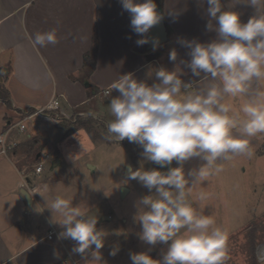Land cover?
I'll return each mask as SVG.
<instances>
[{
  "label": "crops",
  "instance_id": "1",
  "mask_svg": "<svg viewBox=\"0 0 264 264\" xmlns=\"http://www.w3.org/2000/svg\"><path fill=\"white\" fill-rule=\"evenodd\" d=\"M230 2L222 0L224 5ZM206 8V3L198 6L197 0H165L162 13L168 40L153 51L147 44L137 46L136 41L144 37L132 30L131 17L120 0H0V86L10 94V105L0 100L4 108L0 135L9 132V141L19 143L9 155H0V264H85L80 255L72 253L73 241L59 239L63 229L52 222V213L39 193L49 204L56 196L71 198L73 206L80 205L98 217L97 228L106 235L101 250L104 264H132L130 254L159 250L158 245L150 250L139 237L137 243L132 241V232L138 236L141 229H129L127 235L126 222L122 224L124 231L117 233L116 227L121 225L116 218L107 220L100 214V188L93 186L90 177L95 167L92 170L88 161H67L63 155L60 145L74 134L63 125L64 120L50 114L35 116L26 122L24 131L17 124L53 98L61 100L68 116L82 109L95 119L113 121L109 103L119 93L106 96L105 92L121 75L129 73L151 86L158 81L154 76L148 78L149 71L162 67L182 71L181 79L186 83L198 82L180 63L190 57L189 50L178 41L209 43L216 38L215 32L206 30ZM233 10L241 13L242 23L254 15V9L244 3ZM170 11L178 13L175 20ZM53 29L57 30V44L33 46L37 33ZM95 38L98 53L91 71L85 66V57ZM173 49L178 54L175 63L169 61ZM241 100L231 102L238 106ZM29 122L34 125L31 131ZM259 144V137L251 141L252 148ZM55 161L60 162L57 167H53ZM42 162L44 171L38 175L36 167ZM50 232L55 233L53 240L48 239ZM115 247L120 250L113 257L110 252ZM154 259L158 260V254Z\"/></svg>",
  "mask_w": 264,
  "mask_h": 264
},
{
  "label": "clouds",
  "instance_id": "2",
  "mask_svg": "<svg viewBox=\"0 0 264 264\" xmlns=\"http://www.w3.org/2000/svg\"><path fill=\"white\" fill-rule=\"evenodd\" d=\"M120 3L131 17L134 33L144 37L136 41L137 46L151 42L156 51L159 41L150 40L148 33L164 16L154 0ZM201 3L207 4L206 30L215 32L216 38L209 43L178 41L190 57L180 63L198 82L186 83L182 71L161 67L149 71L148 78L154 76L158 81L151 86L129 73L105 92L106 96L119 93L109 103L114 119L107 124V138L137 144L144 160L168 168L167 172L156 168L129 171V180L154 193L136 203L139 239L150 250L158 244L167 246L159 260L150 252L130 254L132 264H228V229L204 214L205 193L197 191L190 197L201 184L225 171L224 162L238 156L251 159V141L264 135V0H231L227 5L222 0H197L198 6ZM240 3L254 9L247 23L233 10ZM169 16L175 20L178 13L170 11ZM58 42L55 29L37 33L32 41L34 47ZM177 59L173 49L169 61ZM236 100H241L238 106L231 102ZM193 159L201 164L186 173L185 165ZM173 162L178 167H170ZM39 194L52 213V222L63 229L59 239L73 241L72 253L80 255L85 264H104L101 250L106 235L97 228L98 217L80 205L73 206L71 198L56 196L49 204ZM119 250L113 248L110 255L115 257ZM256 259L257 264H264V248L258 249Z\"/></svg>",
  "mask_w": 264,
  "mask_h": 264
},
{
  "label": "rangeland",
  "instance_id": "3",
  "mask_svg": "<svg viewBox=\"0 0 264 264\" xmlns=\"http://www.w3.org/2000/svg\"><path fill=\"white\" fill-rule=\"evenodd\" d=\"M3 109L0 105V115ZM80 121H90L91 135L85 129L79 130ZM110 122L101 117L95 119L90 112L81 109L62 122L74 134L67 136L60 147L67 161H88L95 167V174L90 177L93 178V186L100 188V214L116 218L115 222L121 225L116 227L117 233L124 231L122 224L127 222L128 235L129 229H141L134 221L137 201L154 193H149L138 181L129 180L127 167L137 171L141 168L158 170V166L144 160L141 155L143 149L139 145L127 140L119 143L109 140L107 124ZM28 125L31 131L33 122ZM64 137L66 134L62 135V140ZM258 137L260 144L252 148L254 156L251 159L238 156L224 162L225 171L201 184L190 197L193 199L197 191L205 193L204 214L211 215L217 226L228 229L231 249L228 264H257L258 249L264 248V135ZM200 164L199 159H193L185 165V172ZM174 167L178 165L175 163ZM125 187L129 192L123 198L122 189ZM193 206L197 205L194 203ZM136 237V231L132 232V241L137 243ZM158 248L150 252L153 259L157 254L158 260L162 259V253L167 250V246L162 244H158Z\"/></svg>",
  "mask_w": 264,
  "mask_h": 264
},
{
  "label": "built area",
  "instance_id": "4",
  "mask_svg": "<svg viewBox=\"0 0 264 264\" xmlns=\"http://www.w3.org/2000/svg\"><path fill=\"white\" fill-rule=\"evenodd\" d=\"M46 114L53 115L58 120H67L71 118V116H68L62 110L61 100L59 98H53L44 108L36 110L35 112H31V113L28 112L25 115V118L20 123L17 124V127H19L21 131H24L27 128L26 122H28L31 118L35 116L46 115ZM8 134L9 132H6L0 135V155H3V156L9 155L19 146V143L9 141ZM48 159H50L49 156L46 158V160ZM43 171H44V166L42 162L41 164H39V166L36 167V174L40 175L43 173ZM54 236H55V233L50 232L48 239L53 240ZM66 264H77V263L67 262Z\"/></svg>",
  "mask_w": 264,
  "mask_h": 264
},
{
  "label": "water",
  "instance_id": "5",
  "mask_svg": "<svg viewBox=\"0 0 264 264\" xmlns=\"http://www.w3.org/2000/svg\"><path fill=\"white\" fill-rule=\"evenodd\" d=\"M158 12L163 15L162 11L159 8H158ZM148 37L150 38V40L158 39L159 47L167 42L168 33H167V29H166V26H165V23H164V19L161 21V23L159 25L155 26L153 29L150 30V32L148 34ZM147 46H148L149 50H153V44L151 42L148 43ZM59 163H60L59 161H55L54 164H53V167H57L59 165ZM170 167L174 168V162L172 163V165H170ZM90 168L92 170L94 169L93 166H90ZM130 169H131V166H128L127 170H126V174L130 171ZM158 170L162 171V172H167L168 168H159L158 167ZM128 192H129L128 188H126V187L123 188L122 189V197H125ZM24 195H25V198L28 201H30V197H29L28 193L25 192ZM105 219L110 220L111 218L110 217H106Z\"/></svg>",
  "mask_w": 264,
  "mask_h": 264
},
{
  "label": "trees",
  "instance_id": "6",
  "mask_svg": "<svg viewBox=\"0 0 264 264\" xmlns=\"http://www.w3.org/2000/svg\"><path fill=\"white\" fill-rule=\"evenodd\" d=\"M154 2L157 4L158 8L161 11H163L165 0H154ZM97 53H98V40H97V38H95L92 50L85 57V60H86L85 66L87 68H89L91 71H93V67L96 64ZM0 100L4 101L10 105V94L2 86H0ZM76 123H78V122H76ZM76 123H74V124H76ZM78 124L80 125L79 126L80 129L87 130L88 133L91 135L90 121H80Z\"/></svg>",
  "mask_w": 264,
  "mask_h": 264
}]
</instances>
